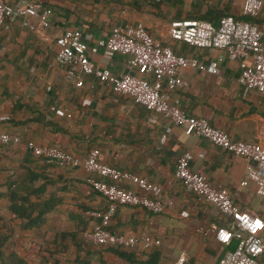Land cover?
Returning a JSON list of instances; mask_svg holds the SVG:
<instances>
[{
	"label": "crops",
	"instance_id": "1",
	"mask_svg": "<svg viewBox=\"0 0 264 264\" xmlns=\"http://www.w3.org/2000/svg\"><path fill=\"white\" fill-rule=\"evenodd\" d=\"M3 1L14 6L21 0ZM40 1L50 8L48 26L41 27L36 17L24 14L8 18L0 25V131L20 138L16 144H0V183L20 170L19 163L29 152L24 147L26 139L39 145L57 143L80 156L96 147L99 160L160 185L172 199V204L160 213L135 205L117 206L109 222L113 232L144 231L157 237L161 243L160 264H174L180 253L185 256L182 264H214L223 252L212 237V214L218 216V211L182 188L173 174L174 161L183 149L190 150L192 170L204 174L211 184L224 186L240 207L258 211L264 218V202L260 204L262 201L254 194L253 183L239 184L246 160L204 137L185 134L180 125L168 119L152 120L150 112L130 97L112 92L90 75L83 77L79 87L66 82L53 59V40L65 27L79 28L96 38L104 37L113 24L141 22L152 36L176 53L193 54L206 65L216 67V73L183 69L180 76L185 85L169 93L170 102L190 115L208 118L232 138L264 145V100L238 83L237 61L229 59L220 49L172 41L167 32L170 19L188 18L189 14L213 10L238 15L241 0ZM22 19L33 27L21 25ZM255 19L264 28V9ZM89 57L113 73L125 69V55L118 52L98 49ZM16 100L30 104L34 112L39 110L42 115L35 119L32 118L35 113L28 109L11 110L10 104ZM52 123L69 134L51 130ZM36 163L43 166L61 202L46 214L39 228L18 229L10 223L13 233L6 246L20 255L27 253L33 242L44 244L45 240L53 239L57 230L71 229L70 214H85L89 229L96 219L88 212L101 209L106 203L84 182L85 173L79 167L47 165L40 160ZM0 203V216L4 217L5 201L0 199ZM75 252L73 245H67L59 264H66L64 260H71Z\"/></svg>",
	"mask_w": 264,
	"mask_h": 264
},
{
	"label": "built area",
	"instance_id": "2",
	"mask_svg": "<svg viewBox=\"0 0 264 264\" xmlns=\"http://www.w3.org/2000/svg\"><path fill=\"white\" fill-rule=\"evenodd\" d=\"M264 9V0H241L238 15L256 16ZM49 7L38 0H21L10 5L0 0V25L6 17L15 15L34 16L41 27L48 26ZM21 25L32 28L25 19ZM168 37L198 48H216L236 60L239 67L238 83L247 90H254L264 100V28L248 20L223 14L216 24L199 18H174L168 21ZM53 59L60 68L62 78L79 87L83 76L90 75L117 94L130 97L150 112V118L168 119L180 125L185 134L201 136L233 155L246 160L244 177L239 182L251 181L254 194L264 201V145L259 142L235 139L221 128L213 126L204 116H194L172 104L169 93L185 85L180 72L190 69L216 73V67L206 65L193 54L176 53L168 44L152 36L141 22L113 24L104 37H92L76 27H65L54 37ZM102 49L105 53L118 52L125 55V69L113 73L100 62H94L89 54ZM20 142L17 134L0 131V144ZM24 147L32 155L41 156L48 163L76 168L85 173L84 182L106 201L101 209L88 214L96 219L81 237L99 245L122 247L138 246L149 251L160 245L157 237L147 232H111L107 229L111 216L119 205H135L151 213H160L172 204L160 185L148 181L137 173L119 169L99 160V150L90 148L80 156L63 146L36 144L32 139L24 141ZM192 153L183 149L174 161V177L185 191L214 206L223 223L215 227L214 239L227 244L235 239L233 249L224 250L214 264H259L264 255V223L249 208L240 207L221 185L211 184L204 174L190 168ZM185 260L180 253L174 264Z\"/></svg>",
	"mask_w": 264,
	"mask_h": 264
},
{
	"label": "trees",
	"instance_id": "3",
	"mask_svg": "<svg viewBox=\"0 0 264 264\" xmlns=\"http://www.w3.org/2000/svg\"><path fill=\"white\" fill-rule=\"evenodd\" d=\"M40 2L44 7H48L42 1ZM223 14L228 13L209 10L203 14H189L186 17L204 19L216 24L218 17ZM234 16L256 24L255 16ZM6 19L8 17L4 21ZM173 51L176 52L175 50ZM93 79L98 81L94 77ZM10 105L11 110L21 108L32 112L35 110L30 104L18 100L11 102ZM34 113L35 115L32 118L35 119L38 118V115H42L39 110H36ZM262 114L264 115V112ZM48 123L49 121H47ZM51 130L57 131L61 135L69 134L65 128L57 123H52ZM37 160L47 165H53V163L46 162L41 156L32 155L29 151L23 155L19 163L20 170L14 172L0 183V199L5 201L4 208L7 211L6 216H0V264H32L33 262H37V264H59V260L65 255L67 245H73L76 252L71 260H64L66 264H91L92 261L96 262V264H160V245L149 251L142 250L138 246L122 247L96 244V246L92 247L90 242L81 237L82 232L88 230L86 229L85 214L83 213L70 214L69 216L73 222L71 229L57 230L54 233L53 239L45 240L44 244L33 242L31 247L28 248V252L23 255L18 254L12 249H8L6 242L13 233V227L10 225L11 222L18 229L39 228L44 223L46 214L54 210L55 205L61 202V197L56 194V189L51 188V179L44 172L43 166L36 165ZM35 168L39 170L36 171ZM62 189L64 187L58 188V190ZM207 204L210 205L209 203ZM255 212L264 223L262 215L258 211ZM212 218L214 229L223 223V218L219 213L218 216L212 214ZM15 220L16 222H14ZM107 229L111 232L114 231L110 224L107 225ZM217 243L222 246V251H224L233 249L236 240L232 239L225 245ZM258 262L259 264H264V255L258 258Z\"/></svg>",
	"mask_w": 264,
	"mask_h": 264
},
{
	"label": "rangeland",
	"instance_id": "4",
	"mask_svg": "<svg viewBox=\"0 0 264 264\" xmlns=\"http://www.w3.org/2000/svg\"><path fill=\"white\" fill-rule=\"evenodd\" d=\"M258 199V198H257ZM260 204H263V202L262 203H260ZM0 208H2V204L0 203Z\"/></svg>",
	"mask_w": 264,
	"mask_h": 264
}]
</instances>
